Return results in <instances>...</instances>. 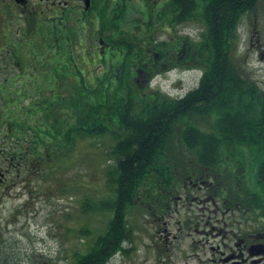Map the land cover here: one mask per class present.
I'll return each instance as SVG.
<instances>
[{
  "label": "trees",
  "instance_id": "1",
  "mask_svg": "<svg viewBox=\"0 0 264 264\" xmlns=\"http://www.w3.org/2000/svg\"><path fill=\"white\" fill-rule=\"evenodd\" d=\"M214 1L216 9L212 13L200 11L194 18L193 15L185 17V21L195 19L194 23L201 28L197 39L189 36V44L204 49V59H194L188 64L178 62L180 59H162L151 66V73L153 68L161 69L164 60L172 62L167 65L168 69L185 66L202 69L199 85L181 98L160 89L152 90L150 81L146 83L147 89L136 85L134 78L144 74L133 65L142 61L147 65L149 59H118L111 63V67L120 70L119 77L116 76L118 85L112 92L109 82H116L114 77L95 80L93 90H87L83 80L74 78L68 94L57 93L54 102L38 110L23 106L25 90L18 86L8 91L10 99L4 95L5 86L1 89L2 134L18 139L14 145L23 160L22 166L20 156L12 161L13 149L0 157V162H8L12 169L11 177L6 182L0 181V205L10 185L23 175L24 169L20 167L26 165L32 169L27 174H33L30 177L38 182L43 176L55 175L63 165L65 170V158L71 159L70 154L79 140L97 139L102 140L104 148L107 145L106 194L101 197L82 194L80 209L87 222L80 230L83 236L80 246L73 247L70 264H106L118 252L127 254L130 249L124 247V242H133L137 228V215L131 217L130 212L161 211L162 196L168 192L176 196L188 182L185 176L189 170L196 167L214 169L221 173L224 183L229 179L228 184L235 185L245 178L240 171L247 166L249 175L244 183L249 192L262 190L264 200V92L257 81L244 74L241 62H237L239 59L230 56L235 55L242 18L252 16L257 10L264 17V0ZM151 20L154 24L160 23L159 18ZM132 41L131 45L138 47L143 45L144 39L134 37ZM68 60L73 65L77 62V59H60L61 70ZM102 63L106 67L109 62L103 59ZM75 75L79 77L78 73ZM49 76L48 83H56L58 87V73L52 70ZM40 77L45 79V75ZM42 80L39 79V84ZM34 87L39 88V85ZM1 138L5 140L2 135ZM55 157H60L57 168L50 166ZM64 174H56L55 178ZM81 180V174L73 180L70 178L69 182L66 178L61 190L66 193L72 184ZM252 186L257 189L251 190ZM232 191L233 195H239V189ZM96 215L105 218L102 228L91 227ZM8 249L9 246H2L1 261H7Z\"/></svg>",
  "mask_w": 264,
  "mask_h": 264
},
{
  "label": "flooded vegetation",
  "instance_id": "2",
  "mask_svg": "<svg viewBox=\"0 0 264 264\" xmlns=\"http://www.w3.org/2000/svg\"><path fill=\"white\" fill-rule=\"evenodd\" d=\"M215 4L214 0H0V85L28 75L34 80L31 90L51 94L54 102L57 93L62 90L68 94L71 89V61L61 70L60 59H149L145 69L162 59H186L187 63L204 59V49L189 44L187 27L195 19L185 21V17L194 18L200 11L212 13ZM149 17L159 18L160 23L148 24ZM249 25L248 29L247 25L238 29L235 55L230 56L248 59L249 50L256 53L255 59L264 62V28L253 21ZM134 37L144 39L143 45L134 48ZM241 45L244 55L238 54ZM52 70L58 73V87L48 83ZM141 86L147 89L145 82ZM24 95L26 106L32 110L39 107V101L31 99L32 93ZM242 172L249 175V168L246 166ZM220 177L214 169L189 170L185 176L188 182L176 196L171 192L162 196L160 218L168 224V212H178L195 201L207 202L201 215L179 220L175 236L189 242L197 263L264 264V248H260L264 244L263 201L233 198ZM234 187L246 196L242 182ZM213 236H220L217 244L211 242Z\"/></svg>",
  "mask_w": 264,
  "mask_h": 264
},
{
  "label": "rangeland",
  "instance_id": "3",
  "mask_svg": "<svg viewBox=\"0 0 264 264\" xmlns=\"http://www.w3.org/2000/svg\"><path fill=\"white\" fill-rule=\"evenodd\" d=\"M130 18L133 17L130 16ZM251 18H257L258 21L264 19L262 12L259 10L255 11ZM249 27L250 25L247 29ZM89 45L93 46L94 43H89ZM255 56L256 53L251 52L249 53V59L242 60L244 72L258 83L264 82V71L262 69L264 64L255 59ZM93 60L95 59H80L74 65L71 61V67L74 71L71 72V75L73 74L72 80H83V85L87 90L94 89L95 80L98 82L104 80L107 76H114L118 81L116 76L119 77V68L117 70L115 67L110 66L118 59H107L109 63L106 67L102 63L103 59H96V62ZM164 62L165 64L161 66V69L155 70L153 68V73L159 72V75L152 83V90L160 89L163 93L167 92L171 95L181 96L197 85L201 76L199 70H182L183 67H179L165 72L169 70L167 65L172 62L166 60ZM178 62L187 64L186 59H180ZM34 67V65H31L30 69L34 70ZM140 70L143 71L142 74L144 75H137L134 78L137 86H141L144 82L147 83L151 74H153ZM75 73H78L79 77ZM8 74L9 72L6 75ZM33 83L34 80L30 76H20L12 82V87L3 82L0 85V94H2L1 89L4 86L6 88L5 96H9L8 91L18 86L20 89L25 90L24 92L36 95L31 90ZM99 86L101 88L102 85L99 83ZM110 91L112 92V89ZM25 104L26 102L23 101V106ZM2 133L3 129H1L0 124V146L4 149V151L0 150V157H4L3 153L8 154L13 149L15 158L12 161L20 156L19 162L22 166L23 155H20V151L16 150L14 145L18 142V139H13L10 135L3 136ZM1 135L5 140L1 138ZM95 141L96 143H94ZM101 141L97 139L79 140L70 154L71 159H68L70 157L65 158V164L67 163L65 170L63 171L65 166L63 165L56 173L65 172L66 174L61 177L62 179H56V174L53 176L46 175L36 182L35 177H30L33 174H27L26 165L20 167L24 169L23 175L14 184L10 185L0 205V253L3 245L9 246L6 251L7 261L0 260V264H70L72 262L73 247L80 246L81 240L79 238L81 236L79 231L87 222L86 216L80 209L79 200L83 193H88L94 197H101L106 194L104 169L106 168L107 145L104 148ZM107 142L108 139L105 143ZM49 144H47L48 148ZM44 150L45 147H43ZM58 158L60 157H55L50 162V166L59 167L58 161L60 160ZM10 165L16 169V165H12L11 162ZM11 170L8 162L4 164L0 162V181L6 182L11 177ZM79 174L82 175L83 181L81 180L75 185L72 184L73 187L67 189L66 193L61 190L65 186L66 178L69 182L70 178L73 180ZM207 204V202L195 201L190 206H183V209L178 212H168L165 215L168 224L165 223V220L158 221L153 219L152 216L141 212L136 211L134 214L130 212L131 217L137 215V229L135 230V242L133 244L127 242L126 247L132 245L134 247L127 254H116L106 264H197V259L187 245L189 242L186 243L175 236L178 224H180L179 220L184 219L187 215L192 218L201 215L203 213L202 208ZM210 207L212 208V206ZM205 213L209 214L208 212ZM103 219L105 218L96 215L91 222V227L102 228L104 226ZM205 238L206 236L203 235V241ZM219 241L220 236L211 237L212 243L217 244ZM226 242H229V239H226ZM201 255L203 254L201 253Z\"/></svg>",
  "mask_w": 264,
  "mask_h": 264
}]
</instances>
